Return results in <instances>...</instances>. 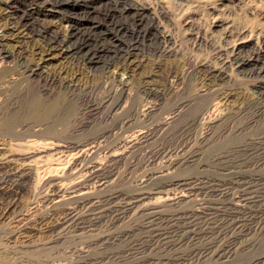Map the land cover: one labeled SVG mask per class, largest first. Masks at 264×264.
<instances>
[{
    "label": "rangeland",
    "instance_id": "rangeland-1",
    "mask_svg": "<svg viewBox=\"0 0 264 264\" xmlns=\"http://www.w3.org/2000/svg\"><path fill=\"white\" fill-rule=\"evenodd\" d=\"M5 1L0 0V36L10 23ZM77 1H94V14L80 11L76 17L77 11H70L76 20H87L114 36L107 42L111 54L102 55V61L111 62L137 49L132 52L130 72L109 68L108 76L126 85L125 94L105 79L101 65L91 67L58 51L48 52L35 34L19 29L15 34L20 43L9 44L28 59L33 50L41 52L46 70L74 77L73 94L56 89L52 96H40L45 103L59 100L63 109L78 117L82 132L64 142L89 141L88 131L104 126L101 121L114 113L112 105L126 106L133 100L141 112L146 139H135L123 155L113 152V160L106 159V148L122 143L125 136L103 142L88 160L102 163L112 182L95 189L89 204L80 200L48 207L44 203L47 186L54 180L66 184L72 180L62 170L70 157L57 155L59 151L42 141L25 146L23 141L0 135V264H264V234L260 235L264 228V102L256 94V86L264 80V56L252 54L264 38V0H125L124 5L135 2L149 8L161 22L160 31L170 37L167 42L151 37L155 32L151 19L138 22L120 15L121 5L115 3L123 0ZM14 7L19 14L26 11L25 5ZM47 22L59 38L67 36L68 16ZM241 38L250 41L241 58H254L255 63L242 72L229 70L206 79L204 67L219 69L228 56L224 52ZM260 69V76L250 75ZM21 86L26 93L25 83ZM146 89L156 96H149ZM202 93L208 97V110L203 119L193 122L194 109L186 104ZM146 106L156 109L146 116ZM178 107L182 112L171 114ZM117 114L126 115L121 110ZM194 153L193 163L177 171L196 177L199 191L136 214L124 208L123 197L111 199L134 191L146 175L160 171L168 161L181 164ZM27 170L33 176L23 175ZM69 208L77 212L66 218ZM222 248L233 249V256L210 258Z\"/></svg>",
    "mask_w": 264,
    "mask_h": 264
},
{
    "label": "bare ground",
    "instance_id": "bare-ground-1",
    "mask_svg": "<svg viewBox=\"0 0 264 264\" xmlns=\"http://www.w3.org/2000/svg\"><path fill=\"white\" fill-rule=\"evenodd\" d=\"M93 2L94 1L79 2L77 0H6L4 2V7L7 11V18H9L8 20L10 23L7 22L9 23V27L3 28L4 34L0 36V135L11 138L13 141H23V145L25 146L36 144L37 141H42L44 146L54 151H59L58 153L56 152L57 155L70 157V161L62 170L65 175L72 180L68 184L64 183L62 180H54L47 186L44 203L48 207L61 206L65 202H75L77 204L80 200H84V202L89 204L92 200V192L95 189L105 188L110 184L111 180H109L110 178L108 175H105V168H103L104 166L102 163L88 160L90 155L94 154L101 148L103 142L112 138L114 139L115 137L125 136L126 140L122 141V143H119L112 148H106V154L108 153V155L105 156L106 159L113 160V157H115L113 152L123 155L133 147L132 144L135 139H146V132H144L140 126V123L143 122L140 118L141 112L138 111V107L135 105V100H133L126 106H121L119 103L112 105L111 111H114V113L111 114L110 112V115L106 116L104 120L101 121V123H104V126L93 131H88L89 134L87 135L91 136L89 141L84 143L71 141L64 142V139L72 138L82 130H79L82 126H80L81 123L78 117L76 115L72 116L73 114L71 115L70 109H63L59 100L45 103L40 96H52L54 94L53 91L56 89L63 90L70 95L73 94L76 89L74 77H71L69 72L57 73L55 71L46 70L45 65H43L45 62H43L41 52L33 50L31 58L28 59L19 51H16L15 46L9 44V42H14L16 44L20 43L18 42L17 34H15L19 29H22L21 31L23 32L26 31L28 34H35V36L39 37L44 42L47 48L46 51L48 52L58 51L61 54L69 55L75 62L88 64L91 67H98V65H101V71L107 74V78L105 79H109L115 83L116 88H118L117 90L123 95L125 94L126 85L124 82H121V80L118 81L109 77V68L113 66V69L116 70L115 72L117 73L120 71L130 72L134 66V63L131 61L133 56L132 52L137 49L127 50L117 59H110L111 62H104L101 60L100 57H102V55L108 56L111 54V48L107 45V42L112 41L114 36L107 29L100 31V28L93 27L92 23L89 21L87 22V20H82V23H80L79 20H76V18L70 13V11L75 10L77 13L73 14L76 17H79L80 11L83 12L84 15L90 16L91 14H94V9L91 7ZM18 3L20 5H25V12L19 14L15 10L14 6ZM124 3L125 0L115 3L121 5V8L119 9L120 15L129 17L133 21L138 22H142L145 18L151 19L153 22L152 27L155 31L151 37L156 41H170V37L165 36V33L160 31L161 22L155 20L156 17L153 12H150L149 8H146L140 3L130 2L127 5H124ZM64 15L69 18L70 29L67 36L62 39L53 33L54 31H52V27L48 25L47 19L59 18ZM37 16L42 18L39 19ZM83 25H90L91 27L83 28ZM97 30L100 32H97ZM249 42L248 39L246 41L243 38L234 41L232 47L224 52V54L226 53L228 56L221 62V67L215 69L206 65L202 70V75L204 73L206 79L212 80L213 78H216V75L221 77L229 70L242 72L246 68L251 67L256 59L251 58L244 60L240 56L243 50L250 48ZM252 54L254 56H264V38L256 44L254 49L252 48ZM231 66H234V69H231ZM250 72V75L254 74L260 76L263 71L260 69L258 73L253 70ZM195 74L197 73L195 72ZM14 81H18V83ZM24 83L27 87L26 93L23 92V89L19 88V86ZM146 93L149 96L155 95L150 89H146ZM256 94L260 100L264 102V80L259 81V84L256 86ZM107 97L113 96H110L109 94ZM205 100H208V97L203 95V93L188 100V105L186 104V106L191 105L194 109L191 121L196 122L203 119L204 112L208 110V106L206 105L207 102H205ZM108 101L109 98L107 99V102ZM155 109L156 106H148L145 109V111H147L145 115H150ZM179 109V107L176 108L171 114L177 113V115H179L180 112H182V110L179 111ZM118 110H121L122 114L124 112L126 115H120L121 113L117 114ZM210 113L212 112L210 111ZM169 119H172V117H169ZM136 128H138V130H136ZM71 150H75V153H70ZM194 156L195 153L187 159H184V162H180L181 164H179V162H170L171 160L168 161L165 163L166 165L164 167L162 166L163 168H161L160 171L146 175L145 178L140 181L137 189L129 194L123 193V195H115V197L111 199L123 197L126 200L124 208L128 211L133 210L135 213L137 211L156 209L158 207L157 205L159 204L160 206V202L162 201H168L169 203L177 202L182 197H187L188 193H194L195 190L199 191V189L202 188L198 187L200 182H198L199 180L196 179V177L183 176L177 171L179 168H183L184 165L186 166L191 162L193 163L192 159ZM74 172L76 177L73 175ZM32 174L33 172L31 170H27L23 175L31 177L33 176ZM84 207L86 208V206ZM65 210V212H67L65 215L66 218L73 215L74 212H77L75 211V208ZM139 213L141 214L142 212ZM67 224H70V222ZM261 234H264V228H260V235ZM233 251L234 250L230 248H222L221 251L212 254L210 258H216L219 260L229 259L233 256ZM205 254L204 257L208 256L207 253Z\"/></svg>",
    "mask_w": 264,
    "mask_h": 264
}]
</instances>
